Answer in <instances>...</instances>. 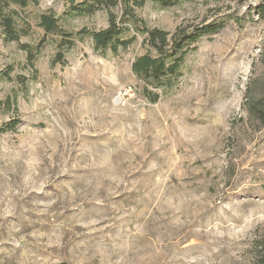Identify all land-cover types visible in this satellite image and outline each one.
Segmentation results:
<instances>
[{
	"label": "rangeland",
	"instance_id": "1",
	"mask_svg": "<svg viewBox=\"0 0 264 264\" xmlns=\"http://www.w3.org/2000/svg\"><path fill=\"white\" fill-rule=\"evenodd\" d=\"M86 1L14 7L24 35L0 30V264H264V112L249 111L263 0L145 1L116 53L85 35L105 9L71 13ZM45 13L71 43L37 25ZM218 22L156 102L142 97L140 29Z\"/></svg>",
	"mask_w": 264,
	"mask_h": 264
},
{
	"label": "trees",
	"instance_id": "2",
	"mask_svg": "<svg viewBox=\"0 0 264 264\" xmlns=\"http://www.w3.org/2000/svg\"><path fill=\"white\" fill-rule=\"evenodd\" d=\"M145 1L167 7L174 5L179 0H87L82 6L71 9L75 14H91L95 10L105 9L107 11V27L98 31L87 32L93 43V50L105 52L107 50L116 53L118 48L125 49L133 37L124 36L128 27L138 29L134 12L135 8L142 7ZM37 0H0V30L4 39L8 42H18L24 35V30L18 26L16 17L18 11L14 7L24 9L29 4H36ZM118 8L119 14L112 12ZM256 16L264 21V0L258 3L254 9ZM127 24V25H126ZM46 34L59 35L65 43H71V34L63 32L58 26L57 19L52 14H41L38 17V24ZM224 26L223 22L206 24L202 27H194L190 30L184 27H177L172 34L158 28H142L141 33L145 34L143 39L149 51L134 59L131 63V71L140 82V94L149 102H156L160 94L156 89L164 90L170 87L173 81L181 74V66L184 57L194 49L192 44L200 38L217 33ZM84 31L76 35L81 36ZM27 52V60L31 63L32 54L27 45H22ZM5 74L0 72L2 78ZM249 111L264 112V93L258 98L250 99ZM264 190V185H263Z\"/></svg>",
	"mask_w": 264,
	"mask_h": 264
}]
</instances>
